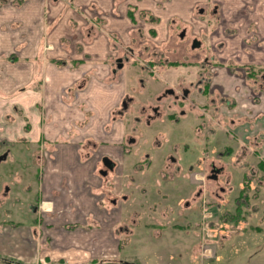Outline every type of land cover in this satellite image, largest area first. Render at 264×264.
<instances>
[{
  "label": "crops",
  "instance_id": "1",
  "mask_svg": "<svg viewBox=\"0 0 264 264\" xmlns=\"http://www.w3.org/2000/svg\"><path fill=\"white\" fill-rule=\"evenodd\" d=\"M76 1L86 6L85 10H97L96 16L103 21L100 27L94 29L93 41L84 45L80 52L75 48L86 37L83 30L86 27L79 24L81 35L72 37L68 25L71 15L63 13V5L55 6L53 2L46 9L43 0H24L18 8L7 4L0 6V163L9 162L5 168H0V178L12 176L14 180L18 179V154L12 151V145L18 140L39 142L44 138L46 144H53L55 149L50 155L52 157L48 155L46 158L43 187L38 195L51 204L49 211L52 212L42 218L49 247L38 250L37 243L24 239L38 232L39 218L31 217L29 220L32 223L0 218V261L10 264L20 261L101 264L109 258L113 263L119 260L124 264L120 258V241L114 232L115 225L120 221L119 212L107 215L102 210L103 203L96 199L98 177L92 169L93 161L85 160V157L82 160L78 152L79 144L82 139L92 137L102 138L113 145L119 143L123 134L119 121L110 134L103 132L110 112L126 95H135L138 101H142L150 99L152 92L156 91L155 82L151 76L136 68L134 58L145 59L150 55L149 50H156L164 52L172 62L190 60L185 43L178 40L175 31V25L183 15L179 11L181 4L178 0H172L171 14L161 8L160 11L154 2L156 0L150 4L149 0H130L138 9L150 10L159 21L137 25L130 18L128 21L127 16L120 17L118 0ZM210 1L214 7H211L212 12L207 19L194 18L192 14L196 10L203 15L201 0H196L190 7L189 14L195 24L191 29L199 36L207 33L204 39L200 38L205 47L212 49L216 59L214 83L234 103L226 112L232 118L231 126L240 140L238 159L246 161L248 166L253 161L260 162L262 170L256 172L261 175V186L264 185V75L258 100L252 102L249 86L237 77V73L245 65L264 68V0H208L207 3L210 4ZM216 14H220L223 25L215 23ZM59 20L55 26L54 21ZM48 23L52 27L46 28ZM183 27L189 28L188 23H183ZM88 32L86 30L87 35L91 34ZM71 37L74 39L70 43L64 42V38ZM44 40L50 43V47L42 57L39 48ZM116 58H122L121 67L116 66ZM76 59L83 62L72 67ZM174 62L164 70L158 68V71L175 75L185 72ZM83 76L87 80L79 84L75 99L72 103L66 101L67 97H71L73 83ZM81 107L91 108L90 116L86 117ZM189 118L183 117L184 120ZM82 119H90L89 126ZM81 121L79 131H84L85 135L66 140L67 130H78L77 125ZM214 124L211 122L210 126ZM2 181L4 183L5 180ZM4 185L7 197L10 193L18 194L12 186ZM6 198L0 200V209H5L14 218L18 201L15 204L14 199ZM27 206L30 213L36 212V205L28 203ZM87 222L97 225L89 228L81 226ZM70 223L75 225L72 229L63 226ZM124 231L129 235V228ZM224 238L221 237L222 240ZM234 240H238L237 237ZM218 245L217 249L223 250L222 244ZM219 253L208 247L206 255L200 254L216 260Z\"/></svg>",
  "mask_w": 264,
  "mask_h": 264
},
{
  "label": "rangeland",
  "instance_id": "2",
  "mask_svg": "<svg viewBox=\"0 0 264 264\" xmlns=\"http://www.w3.org/2000/svg\"><path fill=\"white\" fill-rule=\"evenodd\" d=\"M23 1L24 0H0V6L7 4L18 8ZM129 1L130 0L117 1L120 9V12L118 13L121 14L120 17L127 16L126 18H130V21L136 25L142 24V22H159L158 18L155 16L153 17L152 13L149 12L150 10L147 8L138 9V6L132 5ZM178 1L180 2L179 4H181L179 11H181L180 13L183 15H181L180 21L176 23L175 27H183V23L185 22L188 23L189 27L192 25L194 26V20L189 14V9L193 4H195L196 0ZM201 1L202 4L200 7L203 8V15L196 13V10H194L192 14L194 18L207 19L212 12L214 4L211 1L210 4H208V0ZM43 2L46 9L47 6L53 2L55 6H58L59 4L64 6L62 8V10L64 9L63 13L68 12L71 15V18L68 20V25L71 28L70 33L72 37L81 35L78 28L79 24L82 25L81 27H86L83 29L84 35L86 37L82 38V43L80 45L76 44L77 46L75 50L77 52H80V49H82L84 45H90V43L93 41V34L95 33L94 29L96 27H100L101 22H103L96 16L97 10L93 8V10H85L86 6L79 5L76 0H43ZM136 2L138 1H135V3ZM151 2L152 0H149L148 4ZM154 2H156L155 4L159 7V10L161 8L164 11H168V14L173 12V10L169 11V9L172 7V0H156ZM179 4L177 3V6ZM61 14L62 13L59 15ZM222 20L223 19L221 18L220 14H216L215 23L217 24V22H219L220 25H223L224 22ZM60 21L61 20L54 21L55 26ZM47 27L50 28L52 26H50L48 23L46 24V28ZM86 30L91 34L87 35ZM46 36L45 39H47ZM72 37L64 38V42L67 41V44L70 43L72 39H74ZM40 45L39 55L43 57L45 56L44 52L48 49V47H50V43H47V41L44 40L40 42ZM72 53L75 54V51ZM59 62L61 63V60H59ZM82 62L83 60H73L72 67L79 66V64H82ZM144 73L147 74L146 71H144ZM243 73L244 69H238L237 77L240 80H244ZM155 76L160 77L161 74L156 73ZM80 79L81 80H77L71 86V97H67L66 101L72 103L73 99H75V91L77 90L79 84L84 83L87 80V77L83 76V78ZM227 98L230 100V102L233 101L229 97ZM232 106L233 105H230L229 108H232ZM81 108L83 109L82 112L86 114V117L90 116L89 112L91 108H89V110L88 108ZM195 116V113H192V117L194 119ZM82 121L83 123L87 124V126H89L90 119H82ZM82 121L78 122V124L80 123L77 125L79 126V128L77 127L78 130L76 128L67 130V137H64L66 140H69L72 137L81 138L85 135L84 131H79ZM139 127L144 129L143 125H139ZM25 129L27 130L29 127H25ZM92 130L96 132L95 129ZM180 131L183 134L182 139L185 141L188 148L186 151L188 154V160L189 158H196V156L199 158L203 157V149H205L209 155H212L215 157V159H217L218 154L223 151L226 145L231 146L233 150L237 149L240 145V140L238 141L237 139L238 133L235 129H230L232 134L230 135L227 133L226 127H223L222 125L220 126L217 123L213 125V129L209 135H206L207 131L203 130V135L199 136L197 140H195L197 137L195 135V127L193 126L191 120H189V123H187L185 126H182ZM144 137L145 139H149L146 134ZM91 139L94 141L96 140L95 137H92ZM45 141L47 140L42 138L39 142H24L22 140H18V143H14V145H12V151L18 154L16 160L18 164V179L14 180V177L12 176L0 178V200L5 199L8 196L4 190L5 183L16 189L14 191H18V194L10 193V196L6 198L14 199L13 202L15 204L18 201V211L16 210V215H14L13 218L12 215H9L7 211L2 208L0 209V216L2 215L0 218L3 220H8L11 218L20 223H23L24 221L32 223L31 220H29L31 217L33 219L39 218L40 220L37 223L38 232L35 231L32 235H27L26 233L27 237L24 238L33 244L37 243L38 250H46V248L49 247L48 240L45 237L46 232L43 228L45 225L42 224V218L44 214L52 212L49 211L51 209V204L48 203V199L40 198V196H38L39 191H41L43 187L42 182L44 180V164L47 161L46 158L48 155L49 157H52L50 155H52L55 151L53 144H46ZM92 141L90 140V142ZM86 143L87 139L84 138L82 139L81 144H79L78 152L81 154L82 160L84 159L85 151L93 153L91 147H84ZM91 144L92 143H90V145ZM145 152H148L151 156V165L147 170L144 169L142 174L140 170L134 172L132 167L128 166L129 168H125L122 174L119 172L117 173L116 171L109 172L108 176L103 178V185H101L102 192L104 194H112L113 197L116 198L117 203L115 206L119 209L122 216L120 222L115 225L114 232L120 241V258L123 259L124 263L210 264V262L214 259L213 264H264V245H262L264 244V185H257V177L249 178V184L244 185V174L248 170L247 167L240 166L239 164H235V166L232 165L234 160L230 162L229 165H227V170L224 174L227 176L228 173L229 183H225L224 186L226 187L225 189L228 188L229 193H223L219 189V183L223 184L225 177L224 174L219 175V180H215L213 182L211 180L206 181L209 189H212L213 187L214 191L221 195L219 199L217 195H214L213 197V201L216 203L221 201V204L218 205V207L215 206V208L212 210L214 212V223L212 226H209L207 223L204 224V221L201 220V210L197 202H190L188 207L184 206L190 197L191 189L193 187L192 185L195 183L191 176L185 174L189 171L184 168V161H182L183 170L180 176H175L172 179L169 177L164 178L163 176L159 175V172H155L156 169L160 170L161 172H165V170L162 171V169H158L159 159L156 158L157 151L151 148L148 143L145 144V147L138 149L135 155L136 159L139 160L141 155L143 156ZM191 153L194 154L191 155ZM179 154L184 155L183 151H180ZM189 155H191V157ZM221 157L223 161L230 160L229 155L224 154ZM223 161H217L216 164H223ZM7 164H9V162H1L0 168H5ZM252 165H256L254 161L252 162ZM3 179L5 180L4 183L2 181ZM221 180L222 182H219ZM15 181L18 182L16 183ZM14 183H16L15 186H13ZM240 194L242 196L238 197ZM126 196L127 198H125ZM222 198H224V201L220 200ZM238 201H242V204L239 205L242 208L241 210L239 209L242 216L236 223L234 222V219H229V215H235L237 213L235 206L237 205L236 203ZM27 202L37 206L36 212L34 214L30 213ZM8 203H10V201ZM163 205L167 206L168 215L172 216L171 219L168 218L170 216L165 215L162 212L164 210L162 208ZM103 207L104 208H102V210L104 212L106 211L107 215H111L110 213L112 209L110 208L109 203H105L103 200ZM226 213L229 214L225 216ZM125 216H133L135 221L133 220L132 222V218L125 220ZM88 220L93 221L90 217H88ZM121 222H124L125 225H120ZM174 223H178L179 226L175 227ZM96 225V223L87 222L85 225L81 226L84 228H89ZM63 226L67 229H72L75 225L70 223ZM256 226L258 228H256ZM120 227L129 228V235H127L124 229ZM202 227L213 232V237H205ZM222 236L225 237L223 240L221 239ZM228 236H230V238L232 237V240H230ZM236 237L238 240H234ZM205 240L211 243H206ZM219 243L222 244L223 247V250L221 251L217 249ZM203 247H209L213 249V251L216 249V252H220L218 256L219 258L215 260V258L211 257H202L200 253L201 248ZM109 259L104 260L111 261ZM116 261L120 262L119 260ZM20 263L35 264L25 261H20Z\"/></svg>",
  "mask_w": 264,
  "mask_h": 264
},
{
  "label": "flooded vegetation",
  "instance_id": "3",
  "mask_svg": "<svg viewBox=\"0 0 264 264\" xmlns=\"http://www.w3.org/2000/svg\"><path fill=\"white\" fill-rule=\"evenodd\" d=\"M175 31L178 40L185 43L190 60L173 62L176 64V67L184 68L185 72L175 75L173 73L158 71L159 69L164 70L165 67L172 66L173 64L161 50H159L161 52L149 50L150 55L145 59L134 58L136 59L134 63L136 68L140 72L146 71V75L151 76L156 84V88L154 89L156 91L152 92L150 99H143L142 101H138L135 95H126L120 104L110 112V118L103 128L104 134L108 135L114 131V124L119 121L123 126V134L119 143L113 145L99 137L95 141L87 139L84 147H91L93 153L85 151L84 157L85 160L92 159V169L98 177L96 187L98 190L96 192L97 201L103 203L104 200L105 203H109L112 209L111 212H119L120 219H122V216L119 209L115 206L117 203L116 198L112 194L106 195L102 192L101 185H103V178L107 177L109 172L116 171L122 174L125 168L132 167L134 172L140 170L142 174L144 169L147 170L150 167L151 156L148 152H145L138 160L135 155L138 149L145 147L146 143L157 151L156 158L159 159L158 169L165 170V172L157 169L155 172H159V175L164 178L169 177L172 179L175 176H180L183 170L182 161H184V168L189 171L185 174L191 176L195 181L192 185L190 197L184 206L188 207L190 202H197L201 210V220L204 221V224L207 223V225L212 226L214 223V212L212 210L215 206L218 207L221 204L219 200V203L213 201V197L217 195L219 199L221 195L216 193L213 187L209 189L206 181L211 180L213 182L219 180V175L225 173L227 165L233 160L234 164L232 163V165L234 166L235 164H239L240 166L247 167L249 164L247 165L246 161H239L238 156L240 154L237 153L239 147L233 150L229 145L224 147L223 151L218 154L217 159L209 155L205 149L201 150L203 157L199 158L196 156V158L187 159L188 154L186 151L188 148L182 139L183 134L180 131L182 126L189 123V119L192 121L197 137L195 140L203 135V130L207 131L206 135L211 133L213 129L210 126L211 122L213 124L216 122L220 126L226 127L227 133L232 135L230 129L235 128L231 126L233 121H230L232 118L227 114L226 109L234 103L233 101L230 102L223 90L214 83L213 75L216 59L212 49L205 47L202 42L207 33L205 32L204 35L199 36L191 27H177ZM200 52L201 54H199ZM115 63L117 67H121L123 64L122 58H116ZM250 67L245 65L242 69H244V80L249 85L252 102H255L258 100V96L262 90L263 74L262 70L257 73L252 72L249 69ZM252 67L262 68L260 66ZM156 73H160L161 76H155ZM194 109H196V112H194ZM192 113H195V119L192 117ZM185 116H189L190 118L184 120L183 117ZM139 125H143L144 129H141ZM145 134L149 139H145ZM90 140L93 141L90 142ZM90 143L92 144L90 145ZM180 151H183L184 155L179 154ZM224 154L230 156L229 161L221 159V156ZM191 155L189 156L191 157ZM103 158H107V161H104ZM216 160L218 162L223 161L224 165L222 163L216 164ZM254 162L256 165L247 167L248 170L244 174V185L249 184L248 179L252 177H257L256 183L258 186L260 185L261 175H258L256 170L260 171L262 168L260 162ZM219 182H222V180ZM225 183H229L228 173L224 177L223 184L219 183V189L223 193H229L228 188L225 189ZM220 200L224 201V198ZM237 203L241 205L242 201H238ZM162 208L164 209L162 212L168 215L167 206L163 205ZM228 214L226 213L225 216ZM168 216H170L168 218H172L171 215ZM128 218H132L131 221L133 222V216H125V220ZM176 224L174 223L175 227L179 226L178 223ZM202 231H204L205 237H213V232L206 228L202 227ZM205 242L208 243L206 240ZM207 248H201L202 255H206L205 251Z\"/></svg>",
  "mask_w": 264,
  "mask_h": 264
},
{
  "label": "trees",
  "instance_id": "4",
  "mask_svg": "<svg viewBox=\"0 0 264 264\" xmlns=\"http://www.w3.org/2000/svg\"><path fill=\"white\" fill-rule=\"evenodd\" d=\"M252 67V66H251ZM249 68V69H251V71L252 72H258V71H260V70H262V74L264 75V68H261V69H259V68H255V67H252V68ZM252 72H251V74H252ZM250 74V75H251ZM252 76V75H251ZM240 196H242L241 194L238 196V197H240ZM240 205V203H237V205L235 206L236 207V214L234 215V214H232V215H229V219L231 218V219H234V222H238L239 220H240V218H241V216H242V214H241V212H240V210L242 209L241 208V206H239ZM240 209V210H239ZM97 262V261H96ZM98 263V262H97ZM0 264H10V263H7V262H5V261H0ZM18 264H20V263H18ZM101 264H123L121 261L120 262H116V263H113L112 261H105V262H102Z\"/></svg>",
  "mask_w": 264,
  "mask_h": 264
},
{
  "label": "water",
  "instance_id": "5",
  "mask_svg": "<svg viewBox=\"0 0 264 264\" xmlns=\"http://www.w3.org/2000/svg\"><path fill=\"white\" fill-rule=\"evenodd\" d=\"M104 159V161H107V158H103ZM124 264H130V263H124Z\"/></svg>",
  "mask_w": 264,
  "mask_h": 264
},
{
  "label": "built area",
  "instance_id": "6",
  "mask_svg": "<svg viewBox=\"0 0 264 264\" xmlns=\"http://www.w3.org/2000/svg\"><path fill=\"white\" fill-rule=\"evenodd\" d=\"M54 264H58V263H54Z\"/></svg>",
  "mask_w": 264,
  "mask_h": 264
}]
</instances>
